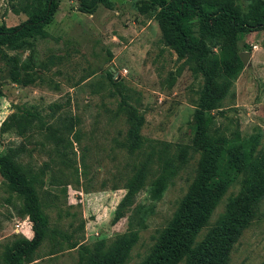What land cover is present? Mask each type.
<instances>
[{
    "label": "rangeland",
    "instance_id": "1",
    "mask_svg": "<svg viewBox=\"0 0 264 264\" xmlns=\"http://www.w3.org/2000/svg\"><path fill=\"white\" fill-rule=\"evenodd\" d=\"M235 1L242 10L249 4ZM109 2L88 13L79 10V0H58L45 37L0 46V154H11L34 178L49 219L26 264H92L96 249L132 232L137 237L124 264L139 263L194 176L191 143L202 75L189 57L163 43L157 7L142 11L149 6L142 0ZM13 3L0 0V25L27 18ZM237 48L250 56L211 111L210 130L231 139L259 134L263 147L264 29L242 34ZM129 108L142 117L135 147L127 136ZM182 146L184 162L160 196H152L164 161H177ZM140 171L143 182L126 199L127 183ZM239 186L232 183L211 222ZM20 206L0 174V264L17 241L32 238ZM227 264H264V197Z\"/></svg>",
    "mask_w": 264,
    "mask_h": 264
},
{
    "label": "trees",
    "instance_id": "2",
    "mask_svg": "<svg viewBox=\"0 0 264 264\" xmlns=\"http://www.w3.org/2000/svg\"><path fill=\"white\" fill-rule=\"evenodd\" d=\"M16 12L27 18L18 25H0V46L22 47L29 39L45 37L46 26L58 10V0H12ZM109 0H79V10L92 13ZM157 7L155 17L165 45L178 57H189L193 70L202 75L195 131L191 146L197 154L194 176L180 198L167 224L159 229L149 253L137 264H227L230 254L250 225L264 197V146L259 134L246 138H227L210 130L213 115L243 67L237 42L247 32L264 29V0H249L242 10L235 0H142ZM111 77V75H109ZM0 86V97H1ZM130 145H139L142 117L128 109ZM185 146L177 161H164L162 171L152 183V196H160L178 166L184 162ZM177 163V166L176 164ZM0 174L8 188L21 200L19 213L31 223L32 238L17 241L4 255L5 264H26L48 230L49 219L42 210L34 185L9 153L0 154ZM138 172L128 183L126 199L144 179ZM236 180L239 189L227 196L224 210L211 222V216ZM132 232L117 237L112 246L96 249L92 264H124L136 241Z\"/></svg>",
    "mask_w": 264,
    "mask_h": 264
},
{
    "label": "water",
    "instance_id": "3",
    "mask_svg": "<svg viewBox=\"0 0 264 264\" xmlns=\"http://www.w3.org/2000/svg\"><path fill=\"white\" fill-rule=\"evenodd\" d=\"M249 56H250V53L249 52H240L239 53V57H240V59H241V61L244 63V64H246L247 62H248V58H249Z\"/></svg>",
    "mask_w": 264,
    "mask_h": 264
},
{
    "label": "built area",
    "instance_id": "4",
    "mask_svg": "<svg viewBox=\"0 0 264 264\" xmlns=\"http://www.w3.org/2000/svg\"><path fill=\"white\" fill-rule=\"evenodd\" d=\"M17 226H19V225L17 224Z\"/></svg>",
    "mask_w": 264,
    "mask_h": 264
}]
</instances>
